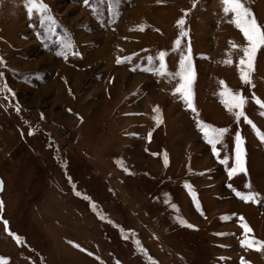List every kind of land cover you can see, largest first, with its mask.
<instances>
[{
  "label": "rangeland",
  "instance_id": "obj_1",
  "mask_svg": "<svg viewBox=\"0 0 264 264\" xmlns=\"http://www.w3.org/2000/svg\"><path fill=\"white\" fill-rule=\"evenodd\" d=\"M43 2L54 22L29 15L24 0H0V257L264 264V249L241 243L264 241V141L219 95L221 81L242 91L247 116L264 130L252 99H264V47L252 88L240 78L242 51L232 47L247 41L221 0H197L195 8L193 0ZM246 3L264 27V0ZM68 42L67 58L58 55ZM189 44L195 112L175 92ZM160 51L168 75L144 70L159 67ZM199 121L229 129L219 157ZM237 133L247 172L229 176ZM237 190L258 192L260 202Z\"/></svg>",
  "mask_w": 264,
  "mask_h": 264
},
{
  "label": "snow or ice",
  "instance_id": "obj_2",
  "mask_svg": "<svg viewBox=\"0 0 264 264\" xmlns=\"http://www.w3.org/2000/svg\"><path fill=\"white\" fill-rule=\"evenodd\" d=\"M85 4L89 3V0H84ZM223 4V12L225 15L231 13L232 14V23L242 32L243 37L247 41L246 45L239 46L234 42L232 43L233 48L239 47L242 51V55L239 57V71L240 78L245 83L250 85L252 88L255 87L252 81V74L255 71V55L259 48L264 47V27H262L256 20L254 13L251 8L247 5L246 0H221ZM197 0H193V8H195ZM25 7L29 15L34 13H39L41 17L47 18L49 22H54V17L49 15L50 9L48 5H46L43 0H24ZM187 11H185L184 16H187ZM177 25L181 26L180 37L187 35V32L183 30V26L185 25V19L182 17L177 20ZM140 30H143V26H140ZM157 31H159L157 29ZM181 43L180 38H177L175 44L179 46ZM72 44L70 42L64 44V50L58 52V55H62L67 58L68 50L72 49ZM73 54H76L73 52ZM165 55L164 51L159 52V67L153 69L152 67L145 68V71H153L155 70L160 75H168L165 63ZM230 55V53H229ZM125 58H118L117 63H121ZM151 62L153 57L148 58ZM3 62V58L0 57V63ZM225 63H231V59L224 61ZM135 70V69H133ZM174 75L179 76V86L175 89V92L181 93L182 97L185 100V103L191 108L194 112L196 111L195 107L192 103V92H191V84L194 77L193 71V62L191 55V47L190 44L188 46L187 52L181 54V58L179 61V70ZM223 85V88L219 95L222 98V102L225 104L227 109L234 115L236 121L243 120L250 125L254 131H256L258 138L264 141V130L257 128L255 123L247 116L245 112V105L248 103V97H245L242 91H233L228 88L227 85L224 84L223 81L220 82ZM6 91L11 92L10 88H6ZM14 95V92L12 93ZM252 99L258 105L261 115H264V99L255 96V93L252 94ZM71 111V110H69ZM154 111L159 112V107L156 106ZM162 122V121H161ZM198 128L203 134L204 138L207 140L208 144L212 146V151L217 157L220 156V152L217 148L218 144L223 143V137L229 131L228 128H218L212 124L206 123L204 121L198 122ZM151 134H149L150 136ZM235 144V164L233 167L229 169V176L238 173H246L247 169L245 167V149L242 147L243 139L237 133ZM221 163H227V158L221 160ZM165 164H167V157L165 155ZM3 181L0 180V187H2ZM231 187V185H229ZM246 188L251 189V183L245 185ZM236 195L244 200V201H252L254 203H259L260 201L257 199L260 194L255 191H247L241 192L239 190L236 191ZM3 202L0 201V207H2ZM176 206L173 205V208ZM243 220V217H241ZM7 223V221H5ZM186 223V221H184ZM188 227H193V225L188 224ZM243 227L246 233L251 232V228L245 223ZM19 239V237H17ZM242 245L247 244L248 247H255L257 250L264 249V241L259 240H250V241H241ZM79 247V245H76ZM0 264H6L5 258L0 257Z\"/></svg>",
  "mask_w": 264,
  "mask_h": 264
},
{
  "label": "crops",
  "instance_id": "obj_3",
  "mask_svg": "<svg viewBox=\"0 0 264 264\" xmlns=\"http://www.w3.org/2000/svg\"><path fill=\"white\" fill-rule=\"evenodd\" d=\"M81 252H82V251H81ZM84 254L87 256V253H84ZM100 259H101V258H100ZM103 259L106 260V258H103ZM79 261H80V262H79L80 264H86V262H84V259H81V258H80ZM100 261H101L102 264H104V262H103L102 260H100ZM109 262H110V261H109ZM109 262H108V264H109ZM117 263H118V262H117Z\"/></svg>",
  "mask_w": 264,
  "mask_h": 264
},
{
  "label": "bare ground",
  "instance_id": "obj_4",
  "mask_svg": "<svg viewBox=\"0 0 264 264\" xmlns=\"http://www.w3.org/2000/svg\"><path fill=\"white\" fill-rule=\"evenodd\" d=\"M65 69V68H64ZM75 76L77 77V75L75 74Z\"/></svg>",
  "mask_w": 264,
  "mask_h": 264
}]
</instances>
